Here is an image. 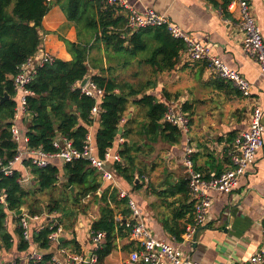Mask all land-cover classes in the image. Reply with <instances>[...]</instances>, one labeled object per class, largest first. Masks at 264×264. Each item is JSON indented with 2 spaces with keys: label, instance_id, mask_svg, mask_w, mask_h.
<instances>
[{
  "label": "crops",
  "instance_id": "crops-1",
  "mask_svg": "<svg viewBox=\"0 0 264 264\" xmlns=\"http://www.w3.org/2000/svg\"><path fill=\"white\" fill-rule=\"evenodd\" d=\"M126 2L129 7L140 12L146 8L155 10L198 41L211 45L212 54L246 78L252 84V91L249 97L244 96L232 83L212 76L206 62H191L185 55L171 71L154 72L150 67L135 64L130 71H126V74L134 72V78L137 79L135 83L139 80L152 79L153 84L146 91L147 95L154 96L167 107L179 105L182 109L183 106L190 108L187 112L191 121L190 130L186 133L178 128L181 137L178 144L170 145L160 137L152 143L142 126L147 122L146 111L131 105L121 126L124 128L128 122L125 129L135 128L133 139L126 140L128 143L150 145V148H144L149 152L146 156L139 155L138 164L146 169V177L142 181H137L141 187L135 189L119 177L113 168L115 184L103 181L97 172V179L102 185L98 195L102 196L103 191L109 187L116 188L119 194L125 193L127 198L134 200L143 219L158 240H165L179 247L184 257L197 264H251V259L257 255L264 261V147L257 152L255 162L232 194L208 192L212 206L208 219L197 236L194 235L189 240L184 238L186 229L194 221V216L191 220L189 215H182L185 197L182 194L174 198L165 197L171 186L177 184L181 186L188 180V171L183 164L184 153L188 147L191 146L195 150L193 157L195 171L207 178L217 177L232 167L228 151L233 147L237 136L249 131L256 109L263 112L264 123V78L260 72V65L244 51L243 32L238 26L236 16L230 11L229 16H224V13L220 12L228 0H126ZM250 4L252 14L264 36V0H250ZM124 11L127 18L128 11ZM41 35V51L48 52L55 59L72 60L63 40L77 42V30L59 6H54L44 17ZM98 73V69H91L90 76ZM126 74H123L125 80ZM18 97L19 95L16 96V101ZM211 103H214L212 108L209 105ZM197 112L204 113L203 123L198 122L195 115ZM22 120L24 121V119L19 121L23 122ZM196 123L203 125L196 129ZM22 127L27 133V127ZM98 129L97 120L89 130L94 144ZM191 132L194 138L191 137ZM119 139H123V142H117ZM119 139L114 143V150L117 151H120L121 145L125 143L123 137L120 136ZM53 165L61 170L57 186L60 182L66 184L67 178L62 171L64 164L60 160H55ZM16 170L21 174V178H28L22 185L23 188L31 187L32 183H35L31 167L17 165ZM136 177L138 178V175ZM91 199L93 200L92 195L86 202H90ZM170 202H174L175 205L169 204ZM94 205L95 209L98 208L97 213L84 214L87 218L90 217L89 219L85 216L79 217L74 230L70 232L64 230L59 239L65 242L75 238L80 249L78 250V246L75 245L64 249L76 250L77 253H86L92 249L91 227L93 222L99 219L101 208L100 204ZM43 211L42 216H35L38 219L33 220L35 217H30L28 239L30 247L26 251L19 249L20 238L16 234L17 229L21 228L16 220L19 216L7 212L6 225L13 235L14 242L12 248L0 250V264H30V255L35 251L42 253L51 251L53 255L58 254V250L62 249L59 246L54 245L49 251L43 252L33 242L35 231L45 228L48 223H54V218L48 216L45 209ZM23 213L28 214L26 206ZM118 219L125 224L126 219L123 217ZM127 220H131V216ZM128 232L126 238L118 239L117 249L101 264H128L129 255L136 247L131 240V231Z\"/></svg>",
  "mask_w": 264,
  "mask_h": 264
},
{
  "label": "trees",
  "instance_id": "trees-1",
  "mask_svg": "<svg viewBox=\"0 0 264 264\" xmlns=\"http://www.w3.org/2000/svg\"><path fill=\"white\" fill-rule=\"evenodd\" d=\"M228 3L229 0L222 6L224 16H229ZM54 6H59L68 21L74 25L78 41L74 43L64 39L63 42L72 60L55 59L54 62L39 68L28 86L34 93L27 98V111L30 117L20 122L21 126L27 127L28 145L46 152H55L54 141L63 137L70 140L75 148L82 149L90 127L98 120L99 129L95 135L98 155L103 157L106 150L112 147L120 136L123 137L125 143L121 145L119 151L122 162L114 163L113 169L119 177L137 189L141 187L137 181H142L146 177V169L138 164L139 155L146 156L149 152L144 148H150V145L139 146L126 141L129 138L133 139L135 131L133 127L125 129L128 122L124 128L121 126L130 106L134 105L146 111L147 122L142 126L152 143L160 137L170 145L178 144L180 130L163 122L168 107L154 96L146 94L153 84L152 79L135 84L128 79L119 80V76L135 64L150 67L154 72L171 71L180 58L186 55L187 45L183 40L173 38L165 25L140 29L122 38L129 32L125 27L127 22L125 11L123 8L105 5L102 0H0V101L5 94L10 97L8 101L0 104V162L7 164L18 150L11 133L18 105L13 78L26 60L40 49L42 22ZM94 51L97 55H93ZM113 61L117 62L116 66L112 65ZM104 63H108L109 67ZM91 69L99 70L91 79L98 88L105 90L100 103L101 113L95 119L91 111L98 102L83 95L81 89L77 87L78 83L90 76ZM189 109L188 106H183L184 112H189ZM121 128L124 130L120 134ZM62 171L67 178L65 184L67 196L58 199L50 197L45 204V212L48 216L59 215L62 212L67 216L66 206L72 202L76 208L70 218L73 215L75 219L70 224L67 223V219L66 221L59 219V224L48 223L45 228L33 233V242L42 251H49L51 249L49 237L60 226L66 231L69 230L67 232L73 231L74 229L70 228L77 224L79 215L87 213L84 199L92 195L93 203L100 204L102 208L99 219L92 224L91 231L106 233L104 244L95 252L98 264H101L117 249L118 239H124L129 235L126 224L118 219V217L129 219L131 216L129 198H121L118 190L111 187L99 196L98 192L102 185L97 179V170L92 168L88 161L76 160L64 164ZM60 172V168L54 165L44 169L33 167L32 173L38 185L34 192L55 190ZM20 179L21 174L17 171L12 176L1 174L0 189L7 194V207L0 203V250L13 247V235L6 225L8 211L17 213L26 206L30 217L44 212V209L39 210L40 200H28L30 192L22 187ZM72 187L75 188L74 193L71 191ZM166 193V198H174L178 194L185 197L182 215H189L192 220L194 204L190 201L187 182L181 186L180 184L171 186ZM169 204L175 205L174 202ZM16 220L21 225V217ZM16 232L20 238V251H26L30 243L25 240L24 229L18 228ZM73 235L75 236V233ZM70 245L78 246L75 238L58 244L60 248ZM77 249H80L79 246ZM52 257L51 251L43 253V261L40 264H52Z\"/></svg>",
  "mask_w": 264,
  "mask_h": 264
},
{
  "label": "built area",
  "instance_id": "built-area-1",
  "mask_svg": "<svg viewBox=\"0 0 264 264\" xmlns=\"http://www.w3.org/2000/svg\"><path fill=\"white\" fill-rule=\"evenodd\" d=\"M105 5L116 6L128 11L126 30L129 32L122 38L130 36L133 32L149 27L165 25L175 39L183 40L187 45L186 57L191 62H206L212 76L216 79L232 83L244 96L249 97L252 91V84L240 73L229 68L226 64L212 54L211 45L204 44L192 35L184 32L177 25L172 24L169 19L153 9L146 8L140 12L129 7L126 0H102ZM228 11L236 16L237 23L243 32V48L245 53L260 65L261 75L264 78V36L252 14L250 0H229ZM223 14V10H220ZM41 49V47H40ZM38 50L29 57L20 67L18 74L13 78L14 88L19 95L18 105L12 121V140L18 145V150L14 158L7 164L0 162V182L1 174L12 176L17 170V165L24 167H36L40 169L53 165L55 160H60L63 164L76 160L88 161L92 168L97 170L103 181L115 184L113 172L114 163L122 162L119 151L114 150V145L108 148L103 157L97 153L96 145L93 143L91 135L86 138V143L82 149H77L73 143L63 137L57 138L53 145L55 152H46L40 148L29 147V139L26 129L20 125V119H27L30 113L27 111V98L34 93L28 89L33 77L39 68L54 62L55 58L45 51ZM81 83V82H80ZM81 89L83 95L95 99L98 104L92 109L91 115L95 119L100 113V103L105 94V90L98 88L92 79ZM164 120L172 126L182 127L181 131L189 133L190 117L182 106L174 105L168 107ZM122 120L121 125L124 123ZM119 139V138H118ZM117 139V140H118ZM117 142H123L119 139ZM116 143V141L114 142ZM264 147V123L263 112L256 109L251 120L250 129L236 137L233 147L229 149L228 155L231 161V168L221 175L207 178L194 169L193 147L185 150L183 164L188 171V191L190 201L194 204V221L186 229L184 238L191 239L197 231L206 223L209 211L212 206V199L209 191L232 194L239 186L240 180L246 175L249 167L255 162L257 152ZM28 178H21L19 182L24 185ZM121 198H127L125 193H120ZM90 198L88 195L84 202ZM0 203L7 207V194L0 189ZM131 209V220H125L126 228L131 231V240L136 245L129 255L128 264H197L183 256L179 247H175L165 240H158L146 221L143 219L140 209L133 199H129ZM21 227L24 229L25 240L30 238L29 227L31 218L23 213L21 216ZM38 219V217L33 218ZM52 228V227H51ZM64 232L62 226L49 237L50 247L59 244L61 234ZM92 249L86 253H77L70 249H60L57 255H53L54 264H98V257L95 252L104 244L106 240L105 232L92 233ZM91 256L89 257V254ZM89 258V259H88ZM43 261V253L35 251L30 255V264H40ZM264 261L260 255L251 259V264H260ZM17 264V263H14Z\"/></svg>",
  "mask_w": 264,
  "mask_h": 264
},
{
  "label": "rangeland",
  "instance_id": "rangeland-1",
  "mask_svg": "<svg viewBox=\"0 0 264 264\" xmlns=\"http://www.w3.org/2000/svg\"><path fill=\"white\" fill-rule=\"evenodd\" d=\"M97 55V52L96 51H94V53H93V55ZM104 58H105V60H106V57H105V55L103 54L102 55ZM104 65L106 66V67H109V64L108 63H104ZM112 65L113 66H116L117 65V62L116 61H113L112 62ZM128 71H130V69L128 70ZM133 73L134 72H131V74H129V73H127L126 74V71L125 72H123V73H121V76H119V80H121V79H124V75L123 74H126V78L127 79H129L131 82H134L135 83V81L137 80V79H135L134 78V75H133ZM116 77H118V75H116ZM118 79V78H117ZM215 79V78H214ZM125 80V79H124ZM138 82H142L141 80H139ZM138 82H136L135 84H138ZM210 105V108H212V107H214V103H211V104H209ZM199 107V106H198ZM141 109V108H140ZM198 110H199V108H198ZM203 111V110H202ZM196 115V117H197V120H198V122H201V123H203L204 122V120H205V117H204V113L203 114H198V112L195 114ZM203 124H199V123H196V129L197 128H199V127H201ZM196 132V131H195ZM194 132V133H195ZM195 135H196V133H195ZM191 137L192 138H194V134H193V132H191ZM180 139H181V137H180ZM143 139H138V141H142ZM60 185L59 186H57V188L55 189V190H53V191H46V192H44V193H40L39 191L37 192V193H35L34 191L36 190V188H38V185L36 184V183H32V185H31V187H26L25 188V190L26 191H28V192H30V198H28V200L29 201H31V200H34V199H36V200H40V203L41 204H44V206L42 207V205H40L39 206V210H43V208L45 209V204H47V201H48V199L50 198V197H55V198H64V197H66L67 196V191H66V187H65V184H63V182L61 183H59ZM46 199H47V201H46ZM94 200V199H93ZM93 200L91 199L90 200V202H86V203H84L85 204V206H87V215H94V213H97V209H95V205H94V203H93ZM84 204H83V206L82 207H84ZM27 205H28V203H27ZM75 208H76V206H74L73 205V203L72 202H70L69 204H67V206H66V213L68 214L67 216H69V218H67V216H64L63 215V212L62 213H60L59 215L57 214V215H49V216H51V218L53 219L54 218V222H55V224H59V222H60V220L61 219H63V221H66V219H67V223L68 224H70V223H72L73 221H74V216L72 215V218H70V215H71V213L75 210ZM101 208H102V206H101ZM101 208H100V210L99 211H101ZM29 213V212H28ZM81 215H83V216H81ZM39 216H42V214L41 215H39ZM85 215L84 214H80L79 215V217L81 218V217H84ZM44 217V216H43ZM86 217V216H85ZM80 218H78V221H79V219ZM90 218V217H89ZM89 218H87L86 217V219H89ZM60 219V220H59ZM76 226V225H75ZM75 226L74 227H71L70 228V230H73L74 228H75ZM65 230V229H64ZM67 231H69V230H67ZM44 252V251H43Z\"/></svg>",
  "mask_w": 264,
  "mask_h": 264
},
{
  "label": "water",
  "instance_id": "water-1",
  "mask_svg": "<svg viewBox=\"0 0 264 264\" xmlns=\"http://www.w3.org/2000/svg\"><path fill=\"white\" fill-rule=\"evenodd\" d=\"M91 76H87L86 78H84V80H82V82L80 83V87H84L90 80H91ZM10 99V97L8 96V94H5V96L3 97V99L0 101V104L4 103L5 101H8ZM178 128L180 130H182V127L181 126H178ZM122 133V128L120 130V134ZM71 191L74 193L75 192V188H71ZM23 213V208L21 210H19L17 213H16V216H21ZM125 223V221H124ZM200 231V229L197 231L196 235L198 234V232ZM196 238V237H195ZM63 239L59 240V243H62ZM194 246V244H193ZM91 256V253L89 254V257ZM89 259V258H88ZM190 260V258H188Z\"/></svg>",
  "mask_w": 264,
  "mask_h": 264
}]
</instances>
